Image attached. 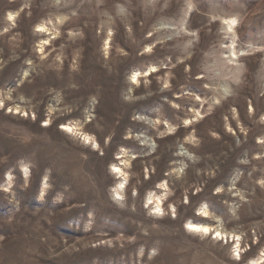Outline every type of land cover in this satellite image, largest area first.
<instances>
[{"label": "rangeland", "instance_id": "374dc122", "mask_svg": "<svg viewBox=\"0 0 264 264\" xmlns=\"http://www.w3.org/2000/svg\"><path fill=\"white\" fill-rule=\"evenodd\" d=\"M263 142L264 0H0V264H250Z\"/></svg>", "mask_w": 264, "mask_h": 264}, {"label": "bare ground", "instance_id": "6f19581e", "mask_svg": "<svg viewBox=\"0 0 264 264\" xmlns=\"http://www.w3.org/2000/svg\"><path fill=\"white\" fill-rule=\"evenodd\" d=\"M10 19H14V17H13V15H11L10 14ZM40 32H44V28H41L40 27V30H39ZM107 45H109V44H107ZM158 71V68L157 67H153V68H151V70L150 71H148V72H146L147 73V75H149V74H151V73H153V72H157ZM138 75H140L139 74V72H135V74H134V77H133V80L135 81V80H137V77H138ZM63 130H70V128L68 127V126H64L63 127ZM263 144H264V142H263ZM115 172L119 175V174H122L123 172L121 171V170H119L118 168H116L115 169ZM126 185H127V182H121L120 184H119V189L120 190H124L125 188H126ZM43 188H45L46 186H47V182H46V180L44 181V183H43ZM152 198H150L149 199V204H152ZM158 202H159V205H158V207L156 208L157 210H162V204H163V202H162V200L161 199H159L158 200ZM186 229L189 231H193V232H197V233H204V234H209V233H211V232H213V228H211L209 225H207V224H195V223H193V222H191V221H189L188 223H187V226H186ZM215 234L219 237V238H226L227 240L229 239V238H227V236L225 235V234H223L222 232H219V231H215ZM241 255L239 254V257H240ZM264 255H262V257H259L258 259H256V260H254V261H252L250 264H262L264 261Z\"/></svg>", "mask_w": 264, "mask_h": 264}]
</instances>
